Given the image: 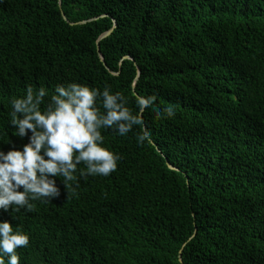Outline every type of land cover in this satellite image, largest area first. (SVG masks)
<instances>
[{"label":"trees","instance_id":"trees-1","mask_svg":"<svg viewBox=\"0 0 264 264\" xmlns=\"http://www.w3.org/2000/svg\"><path fill=\"white\" fill-rule=\"evenodd\" d=\"M69 82L155 100L101 129L110 175L81 162L59 197L0 210L21 264H264V0H0V149L27 142L12 98Z\"/></svg>","mask_w":264,"mask_h":264},{"label":"clouds","instance_id":"clouds-1","mask_svg":"<svg viewBox=\"0 0 264 264\" xmlns=\"http://www.w3.org/2000/svg\"><path fill=\"white\" fill-rule=\"evenodd\" d=\"M48 95L44 87L34 91L29 86L23 96L10 101V126L16 137H27V142L17 147L9 141L7 151L0 149V210L5 212L31 211L32 201L47 203L59 197L57 177L64 178L63 186L71 187L68 182L76 179L81 162L85 168L79 170L80 175H110L117 169L120 156L104 146L101 129L127 134L143 124L141 114L155 100L153 96H138L134 114L124 96L108 87L101 91L69 82L57 85L45 101ZM164 114L173 117L174 107L168 106ZM145 141L151 142L146 129L137 135L138 143ZM29 239L9 220H0V264H21L17 249L27 247Z\"/></svg>","mask_w":264,"mask_h":264},{"label":"water","instance_id":"water-1","mask_svg":"<svg viewBox=\"0 0 264 264\" xmlns=\"http://www.w3.org/2000/svg\"><path fill=\"white\" fill-rule=\"evenodd\" d=\"M61 17H62L63 20H66V19H65V16H64L63 13L61 14ZM89 21H90V20H89ZM83 23H86V21H82V22H79V23H77V24H83ZM110 33H111V30H108V31L102 33V34L98 37V39H97V41H96V45H97L96 52H97V55H98L99 58H100V61L102 62V64H103L104 67L106 68V70H107L110 74L116 75L115 73H113L112 71H110V70L106 67V65L104 64L103 59H102V57H101V54H100L99 48H98L99 41H101V40H103L104 38H106L107 36H109ZM125 58H128V57H125ZM157 151H158V150H157ZM158 152H159V151H158ZM167 167H168L169 169H174V168L171 167L168 163H167ZM178 260H179V263H180V264H183L182 261H181V251H179V254H178Z\"/></svg>","mask_w":264,"mask_h":264}]
</instances>
